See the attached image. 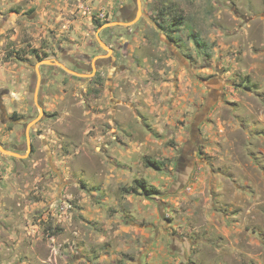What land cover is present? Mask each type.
I'll return each instance as SVG.
<instances>
[{
  "label": "rangeland",
  "instance_id": "1",
  "mask_svg": "<svg viewBox=\"0 0 264 264\" xmlns=\"http://www.w3.org/2000/svg\"><path fill=\"white\" fill-rule=\"evenodd\" d=\"M129 2L0 0V146L25 156L0 152V264H264V0H145L177 59L149 60L141 20L139 60L102 87L57 67L126 43L105 26Z\"/></svg>",
  "mask_w": 264,
  "mask_h": 264
},
{
  "label": "flooded vegetation",
  "instance_id": "2",
  "mask_svg": "<svg viewBox=\"0 0 264 264\" xmlns=\"http://www.w3.org/2000/svg\"><path fill=\"white\" fill-rule=\"evenodd\" d=\"M144 3H145V0H130L129 4H127V7H125V10H120V15H121L123 21L125 22V24L132 23L133 21L134 22L131 25H123V24L115 25L114 28L116 27L117 29H125L126 32H125V34H123L122 32L119 31L118 35L115 36L116 40L114 42L117 43V41H120L121 39H123V36L127 37L128 39L125 40L126 43L122 44L121 47H120V45H117L116 48H114L112 46V44L110 45L107 42V45L109 46V47L107 46V48L110 49V53H108L106 50L105 51L103 50L104 54H109V55L106 58L101 57V58H98L96 60V62L94 64V68H95L94 71L92 70V63H90L91 57L89 56V54H81V55H76V57H71L68 54V52L64 51L63 49L59 50V55H60L59 62H61L62 67H60V66H57V67L61 71H63L65 74L72 76V77H76L77 75H74L73 73H69L68 69H64L62 62H64L65 64L67 63L69 65V67H71L72 70H74V71H77V70L78 71H87V73H86V74H88L86 77L87 81H98V82H100L99 88L102 87L103 86V78H104L103 70L105 68H107V70L109 72L108 73L109 75H107V76L112 77L116 73H119L121 71L126 70V68L124 66H121V65H119V67L117 69L116 63H118L121 60V58L124 59L125 61H137V59L139 58L140 55L138 54L137 50L139 48H141L140 45L135 46V47H130V42L133 40V37H135L136 34L139 31H141V29H144V28L139 29L140 26H138V25L141 23V20H146L148 22V24L149 23L152 24L151 28L159 30L158 31L159 35L156 36L155 41L154 40L152 41L151 37L148 34L141 32V35H142L141 39L146 41L145 44L150 45V46H153V45L156 46L158 44H162V46H163L161 55H157L156 54L157 49L153 48L151 50L152 51V57H150L149 60L154 61V62L160 61V63L164 64V44H165L167 53L171 57L177 59L179 56V54L177 53L178 50L174 49V48H176V45H178V43H177L178 39H173L172 41L167 40L166 38H164V31H168L169 29H172V35H174L177 31V28H179V26H177V27H175V26L165 27L164 26V20H165L164 18L165 17H164L163 7L158 9L157 16L154 17L155 19L153 20V22L151 20H149L146 16L144 17L142 14L143 13L142 4H144ZM138 5H139V18H137L138 17L137 16ZM136 9H137V11H136ZM135 11H136V13L133 14V12H135ZM96 18L97 19L94 18V23L96 24V26H103V24H104L103 19H100L98 16ZM173 28H176V30ZM102 31H105V30H102ZM102 31H101V33H102ZM104 34L105 33H103L101 36V38L103 40H105L103 38ZM98 36H99V34L96 35L97 43H99L97 40V39H99V38H97ZM113 38H114L113 35H111V37H108V39H110V40H112ZM147 41L149 44L147 43ZM138 42H140V41H138ZM192 42L194 43V38L192 39ZM35 53H36L35 54L36 59H43V57H45V52L42 53V51L40 52L37 50V51H35ZM147 56H148V51H147ZM148 57H146V58H148ZM146 58L144 59L145 62L147 60ZM41 66H46V65L42 64ZM90 67H91V69H90ZM163 70H164V68H163ZM43 82H44V80H43ZM198 83L200 84V80L198 81ZM205 89H206V92L208 94L209 102H208V104L203 106V109H202L203 114H206V112H209L213 108V105H214L213 98L215 100H218V98L222 96V95H220L221 93H219L221 90H217V88L212 87V83L211 84L208 83L207 86L205 85ZM200 112H201V110H200ZM200 112H197L194 115L193 120H196L198 118V116H200L199 114H202ZM38 123L39 122H37L36 124H38ZM36 124H34V125H36ZM31 135L33 136V131H31ZM191 142L192 141L187 142L186 145L187 144L191 145ZM22 148H24V147H20L17 151H22L21 150ZM183 150H182V152H186L185 149H183ZM178 160L184 161L183 156H181Z\"/></svg>",
  "mask_w": 264,
  "mask_h": 264
},
{
  "label": "water",
  "instance_id": "3",
  "mask_svg": "<svg viewBox=\"0 0 264 264\" xmlns=\"http://www.w3.org/2000/svg\"><path fill=\"white\" fill-rule=\"evenodd\" d=\"M139 15V5H138V13H137V16ZM115 25H120L119 23H115V24H109V25H106L105 27H110V26H115ZM98 38V37H97ZM98 40V42H99V44H100V46L104 49V50H106L108 53H110V50L104 45V44H102V43H100V41H99V39H97ZM48 63V62H47ZM51 64V63H50ZM58 66H60V67H62L60 64H57ZM92 70L94 71L95 70V68H94V63L92 62ZM69 72V71H68ZM74 75H77V76H80V75H78V74H75V73H73ZM41 116V112L39 113V117ZM39 117L36 119V120H34L33 122H31V126H33L34 124H36L37 122H39ZM27 149H28V151H29V149H30V145H29V140H28V137H27ZM0 152L1 153H3V154H5V155H7V156H9V157H15V158H19V159H23L25 156H20L19 154H17V153H13V152H10V151H6L4 148H2L1 146H0Z\"/></svg>",
  "mask_w": 264,
  "mask_h": 264
},
{
  "label": "trees",
  "instance_id": "4",
  "mask_svg": "<svg viewBox=\"0 0 264 264\" xmlns=\"http://www.w3.org/2000/svg\"><path fill=\"white\" fill-rule=\"evenodd\" d=\"M146 164H147V166H149L151 168H154L155 170H159L162 167V165H163V163H161L160 161H156V160H152V159L146 160ZM135 187H136V189L143 190L147 194H148V192H150L149 195L150 194L152 195V193L155 192L154 189H152L150 187L147 188L146 184L144 182L136 183Z\"/></svg>",
  "mask_w": 264,
  "mask_h": 264
}]
</instances>
